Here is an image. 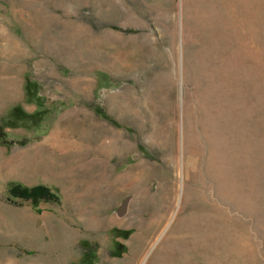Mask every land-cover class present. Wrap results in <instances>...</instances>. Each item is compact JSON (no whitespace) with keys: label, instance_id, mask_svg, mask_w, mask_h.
<instances>
[{"label":"rangeland","instance_id":"obj_1","mask_svg":"<svg viewBox=\"0 0 264 264\" xmlns=\"http://www.w3.org/2000/svg\"><path fill=\"white\" fill-rule=\"evenodd\" d=\"M36 255L264 264V0H0V264Z\"/></svg>","mask_w":264,"mask_h":264},{"label":"trees","instance_id":"obj_2","mask_svg":"<svg viewBox=\"0 0 264 264\" xmlns=\"http://www.w3.org/2000/svg\"><path fill=\"white\" fill-rule=\"evenodd\" d=\"M10 196L14 199L33 200L38 199L45 202L59 204L61 196L59 193L52 190L49 186L39 184L33 187H25L22 184H15L10 189Z\"/></svg>","mask_w":264,"mask_h":264},{"label":"bare ground","instance_id":"obj_3","mask_svg":"<svg viewBox=\"0 0 264 264\" xmlns=\"http://www.w3.org/2000/svg\"><path fill=\"white\" fill-rule=\"evenodd\" d=\"M66 239H67V241H71L72 237H71V239L70 238H66ZM37 243L38 242H36L35 244H37ZM39 244H37V245H39ZM60 248H63L61 246V243H60ZM39 252L41 254H43V251H39ZM62 256H63V254H62ZM48 263H51V264H63V258L62 257H58L57 259H51L50 261L48 259H46V261H45L42 258H40L38 255H36V256L30 258V260H29V264H48Z\"/></svg>","mask_w":264,"mask_h":264}]
</instances>
